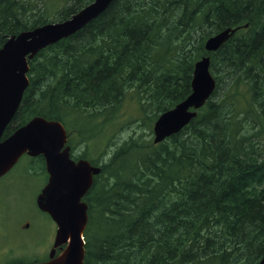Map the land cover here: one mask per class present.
<instances>
[{
  "label": "trees",
  "instance_id": "obj_1",
  "mask_svg": "<svg viewBox=\"0 0 264 264\" xmlns=\"http://www.w3.org/2000/svg\"><path fill=\"white\" fill-rule=\"evenodd\" d=\"M38 1L0 0V48L13 35L50 23V8ZM91 2L79 0L61 16L58 12L59 22ZM263 4L114 0L81 31L29 61L30 84L5 133L41 116L62 123L92 121V128L79 129L92 137L96 119L111 123V111H118L128 92L146 96L155 122L191 94L196 62L211 57L217 87L197 117L160 144L125 143L95 177L86 198L84 264H259ZM230 27L242 28L208 53L206 40ZM193 32H200L199 38L192 40ZM218 60L228 64L227 72L217 70ZM222 71L229 83L219 92Z\"/></svg>",
  "mask_w": 264,
  "mask_h": 264
},
{
  "label": "water",
  "instance_id": "obj_2",
  "mask_svg": "<svg viewBox=\"0 0 264 264\" xmlns=\"http://www.w3.org/2000/svg\"><path fill=\"white\" fill-rule=\"evenodd\" d=\"M113 1L94 0L64 22L47 23L34 32L13 35L4 43L0 48V139L13 121L29 87V61L48 46L80 31L103 14ZM235 32L236 29L227 28L212 35L206 40L205 49L217 50ZM209 64L210 57L196 62L191 94L155 121L154 144L181 132L211 98L217 81ZM67 139L62 122L36 116L0 142V178L11 171L24 154L42 155L47 164L49 180L37 197V205L57 225L54 248H65L56 257L52 251L48 262L29 264L85 263L84 237L89 205L84 198L102 169L85 159L72 160L70 148L66 146ZM259 264H264V256Z\"/></svg>",
  "mask_w": 264,
  "mask_h": 264
},
{
  "label": "rangeland",
  "instance_id": "obj_3",
  "mask_svg": "<svg viewBox=\"0 0 264 264\" xmlns=\"http://www.w3.org/2000/svg\"><path fill=\"white\" fill-rule=\"evenodd\" d=\"M88 1L90 0H83L84 3ZM38 4L50 8L48 15L50 20L47 21L55 23L59 22L58 12L61 16V13L67 8L78 5L79 0H39ZM199 34L200 32L195 34L193 32L192 40L197 36L199 38ZM218 61L216 63L217 70L225 71L228 64ZM223 71L217 72V76L221 78L219 92L224 90L229 83L228 76ZM239 73H243V71ZM143 96L145 95L141 91L139 93L137 91L128 92L118 111L115 114L111 111L109 116L111 123L103 124L104 121L106 122L105 118L100 122L96 119L92 137H89L87 132L79 130L83 123L76 124L74 120H66L64 124L68 127L69 137L76 145H80L77 152L85 153L92 161L105 164L109 157L111 158L114 152H117V149L125 143L135 140L138 143L153 142L155 122L149 118L153 113V111L150 112V109L153 110V104H147ZM83 127L92 128V121L84 123ZM27 161L25 160L19 167L13 179L8 177L0 180V224L7 220L11 228L9 242H3V237L0 236V264L14 260L29 261L34 256L45 258L50 238L55 230V223L35 205L34 200L43 188L44 181L37 178L28 179L25 176L24 167ZM111 168H113V162ZM26 220L30 223L29 230L22 228V224ZM37 233H41L45 240L44 246L42 244L40 249L33 241ZM2 243H4L3 247ZM4 247H7L8 250L1 252Z\"/></svg>",
  "mask_w": 264,
  "mask_h": 264
},
{
  "label": "flooded vegetation",
  "instance_id": "obj_4",
  "mask_svg": "<svg viewBox=\"0 0 264 264\" xmlns=\"http://www.w3.org/2000/svg\"><path fill=\"white\" fill-rule=\"evenodd\" d=\"M14 133V132H13ZM12 133V134H13ZM11 133L9 134H3V136L1 137L0 139V142L5 140L6 138H8L9 136L12 135ZM67 147L70 148V158L72 160H74L75 162H78L79 160H88L92 165H99L102 167V170H103V166L104 164L102 162L98 163V162H95V161H92L90 160L86 155L85 153H78V147L80 145H76L72 139L70 137H68V141H67V144H66ZM25 160H28L26 162V166L24 167V174L25 176L28 178V179H34V178H37L38 180L39 179H43L44 181V186L47 184L48 180H49V173L47 171V164H46V160H45V157L40 155V156H30L28 154H24L19 162L14 166V168L9 171L7 174H5L3 177L0 178V180L4 179V178H12L14 177V175L17 173L19 167L25 162ZM39 163V164H38ZM102 174V172H101ZM43 186V188H44ZM41 188V191L42 189ZM40 191V193H41ZM39 193V194H40ZM38 194V195H39ZM37 195V197H38ZM37 197L36 199L34 200L35 202V205L37 207V209H39L38 205H37ZM40 210V209H39ZM41 211V210H40ZM43 212V211H41ZM45 213V212H43ZM46 214V213H45ZM48 215V214H47ZM48 217H50L48 215ZM51 218V217H50ZM52 220V218H51ZM53 221V220H52ZM54 222V221H53ZM55 223V222H54ZM55 225V230H54V233L52 235V237L50 238V242H49V248H48V253L46 255L45 258H40V257H36L34 256L31 260L29 261H26V260H14V261H11V262H6L5 264H29V263H44V262H48L51 258H50V254L52 251H54V257L58 256L59 254H61V252L63 251V249L65 248V246H60L58 248H54V244H55V237H56V232H57V225L56 223L54 224ZM22 228L23 229H26V230H29L30 229V223L28 222V220H26L23 224H22ZM10 233H11V228H10V223H8L7 220H4L3 222H1L0 224V236L3 237V242L4 241H7L9 242V236H10ZM33 241L36 242L37 244V248L40 249V247H42V244L44 246L45 244V240H44V236H42L41 233H37L35 235V238H33ZM4 246V243H2V247ZM12 247V246H11ZM10 247V248H11ZM7 247H4L2 248L1 252L3 251H6L8 249H6ZM9 248V249H10ZM42 249V248H41ZM43 252V250H42Z\"/></svg>",
  "mask_w": 264,
  "mask_h": 264
},
{
  "label": "bare ground",
  "instance_id": "obj_5",
  "mask_svg": "<svg viewBox=\"0 0 264 264\" xmlns=\"http://www.w3.org/2000/svg\"><path fill=\"white\" fill-rule=\"evenodd\" d=\"M98 17H99V16H98ZM98 17H97V18H98ZM97 18H96V19H97ZM94 20H95V19H94ZM92 21H93V20H92ZM92 21H91V22H92ZM62 22H64V21H62ZM91 22H89V23H91ZM55 23H60V22H55ZM89 23H88V24H89ZM88 24H87V25H88ZM87 25H86V26H87ZM86 26H84V27H86ZM84 27H83V28H84ZM245 27H248V24L245 25ZM37 28H38V27H37ZM37 28L32 29V30H29V31H26V32H23V33L34 32ZM83 28H82V29H83ZM230 28H233V27H230ZM241 28H242V27H235V28H234V29H236V32H235V33H237ZM82 29H81V30H82ZM81 30H80V31H81ZM78 32H79V31H78ZM78 32H77V33H78ZM218 33H219V32H218ZM235 33H233V34L231 35V37H232ZM75 34H76V33H75ZM75 34H74V35H75ZM72 36H73V35H72ZM69 37H70V36H69ZM231 37H230V38H231ZM65 39H66V38H65ZM61 41H62V40H61ZM59 42H60V41H59ZM227 42H228V41H227ZM53 45H54V44H53ZM223 45H224V44H223ZM223 45H221L217 50H212V51H209V50H208L207 52H208V53H211V52H217V51H218ZM50 46H51V45H50ZM48 47H49V46H48ZM204 57L207 58V57H210V56H204ZM210 59H211V57H210ZM209 70H211V64H209ZM211 72H212V71H211ZM193 77H194V74H193ZM216 81H217V80H216ZM216 87H217V86H216ZM200 109H201V108H200ZM190 123H191V122H190ZM190 123H189V124H190ZM8 126H9V125H8ZM8 126H7V127H8ZM20 128H21V127H20ZM18 129H19V128H18ZM18 129H17V130H18ZM5 130H6V129H5ZM4 133H5V131H4ZM172 136H173V135H172ZM170 137H171V136H170Z\"/></svg>",
  "mask_w": 264,
  "mask_h": 264
}]
</instances>
